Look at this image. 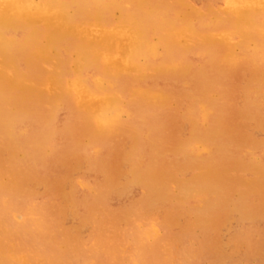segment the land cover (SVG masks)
I'll return each mask as SVG.
<instances>
[{
  "label": "rangeland",
  "instance_id": "1",
  "mask_svg": "<svg viewBox=\"0 0 264 264\" xmlns=\"http://www.w3.org/2000/svg\"><path fill=\"white\" fill-rule=\"evenodd\" d=\"M131 1L26 0L45 16L65 10L68 39L79 38L44 47L43 60L25 50L17 20L0 27L12 57L0 79L13 85L20 74L34 95L24 106L13 97L6 134L0 124V264H264V0L252 4L249 36L231 3L253 0ZM129 33L145 42L130 59L138 70L115 75L111 59L79 48L104 39L92 47L101 50L116 34L127 44ZM97 96L113 105L99 119L86 107Z\"/></svg>",
  "mask_w": 264,
  "mask_h": 264
},
{
  "label": "bare ground",
  "instance_id": "2",
  "mask_svg": "<svg viewBox=\"0 0 264 264\" xmlns=\"http://www.w3.org/2000/svg\"><path fill=\"white\" fill-rule=\"evenodd\" d=\"M13 1H15L12 5H8V7H6L5 5H3V7L0 9V10H2L1 12H0V27L1 26H3V25H6V21L7 20H12V19H15V20H17V22H16V25H18L19 27H21V28H24V29H26V30H28L29 31V34H28V36H27V42H25V44L23 45V46H25V50L26 51H28V53L30 54H35V55H38L39 57H41V59L43 60V58H44V55H47V54H45V52L43 51V48L44 47H47V51L48 50H50L52 47H55V46H60L61 44H63V42L67 39V40H69L68 39V37L71 35L72 36V32L69 30V25L70 26H72L71 25V18L67 15L68 13H65V10H61V12H59V13H55V14H49V15H47V16H45V14H43L39 9H38V11H36V12H34V11H32L30 8H29V6L27 5V3H26V0H13ZM134 0H132L131 2L134 4V2H133ZM138 1V0H137ZM175 1V0H174ZM184 1V0H183ZM188 1V0H187ZM248 1H250V0H248ZM254 2H252L251 4H249V5H247L246 7H238V6H236V4L234 3V2H236V1H233L232 3H231V5L232 6H234V7H236V9H237V12H238V16L240 15L242 18H241V20L244 22V24L247 26V27H249L250 26V24H251V22H252V20H251V16H253L254 15V12L255 11H257L255 8L257 7V5H259V3H257V1L256 0H253ZM0 2L2 3V4H11V3H7V0H0ZM86 2H87V0H79V3H80V8H82L83 6H85V4H86ZM139 2V1H138ZM137 2V3H138ZM172 2V1H171ZM170 2V3H171ZM181 2V1H180ZM240 2L242 3V1L240 0ZM255 2L257 3V5H255L256 7H254L252 4L254 3L255 4ZM143 3V6H145V4H144V1H142L140 4H142ZM147 3H149L148 2V0H147ZM146 3V4H147ZM189 3V2H188ZM240 3V4H241ZM181 4V3H180ZM239 4V3H238ZM239 4V5H240ZM57 5V4H56ZM183 5V4H182ZM194 5V4H193ZM228 5V4H227ZM231 5H229V7H231ZM58 6V5H57ZM57 6H55V4H51L50 6H49V9H51V10H53V9H55ZM130 6V5H129ZM129 6H127V7H129ZM196 6V5H195ZM208 6H211V5H209L208 4ZM125 7V6H124ZM192 7V6H191ZM190 7V8H191ZM218 7H222V6H219L218 5ZM217 7V8H218ZM228 7V9H230ZM234 7H233V9H234ZM188 8H189V6H188ZM190 8H189V10H190ZM210 9H213V7L212 8H210ZM227 7H226V12H227ZM263 9V8H262ZM195 10V9H194ZM194 10H192V12H195ZM224 10V11H225ZM152 11V10H151ZM150 11V12H151ZM154 11V10H153ZM186 11H187V9H186ZM191 11V10H190ZM209 11V10H208ZM218 11H221V10H218ZM231 11H233L232 9H231ZM263 11H264V9H263ZM129 12V11H128ZM187 12H189V11H187ZM197 12H198V10H197ZM209 12H211V11H209ZM214 12H216V11H214ZM221 12H223V11H221ZM234 12V11H233ZM199 13V15H200V11L198 12ZM197 13V14H198ZM228 13H229V10H228ZM235 13V12H234ZM234 13H232L233 15H234ZM251 13H252V15H251ZM263 13V12H262ZM148 14H149V12H148ZM203 14L205 15V13L203 12ZM203 14H201V16L203 15ZM227 14V13H226ZM260 14H261V12H260ZM260 14H258L259 16H260ZM128 15V14H127ZM150 15V14H149ZM123 16V15H122ZM240 16H239V18H240ZM255 16V15H254ZM253 16V17H254ZM264 16V15H263ZM131 17V16H130ZM218 17H221L220 15L218 16ZM225 17V16H224ZM231 17H232V15H231ZM257 17V16H256ZM261 17H262V14H261ZM217 18V17H216ZM236 18H237V16H236ZM255 18V17H254ZM98 20V18L96 17L95 18V20ZM195 19V18H194ZM222 19V18H221ZM259 19V18H258ZM9 20V21H10ZM124 20V19H123ZM131 20H132V18H131ZM238 20V19H237ZM130 20H128V22H129ZM163 21V20H162ZM161 21V22H162ZM175 21V20H174ZM131 22V21H130ZM140 22V21H139ZM194 22V21H193ZM209 22V21H208ZM236 23H237V21H235ZM239 22V21H238ZM243 22H242V24H243ZM260 22H261V20H260ZM217 23V22H216ZM131 24V23H130ZM134 24V23H133ZM139 24H141V22L139 23ZM170 24V23H169ZM239 24V23H238ZM241 24V25H242ZM257 24H259V23H257ZM260 24H262V22L260 23ZM259 24V25H260ZM264 24V23H263ZM100 25V24H99ZM123 25H125L124 23H123ZM127 25V24H126ZM125 25V26H126ZM137 25V24H136ZM142 26H143V24H141ZM160 25V24H159ZM205 25V24H204ZM210 25V24H209ZM208 25V26H209ZM252 25V24H251ZM7 26V25H6ZM80 26V25H79ZM97 26V25H96ZM122 25H118V27H121ZM127 26H129V25H127ZM126 26V27H127ZM207 26V25H206ZM253 26V25H252ZM252 26H250V27H252ZM115 28H116V26H114ZM130 27V26H129ZM133 27V26H132ZM136 27L137 26H135V30H136ZM193 27V26H192ZM242 27H243V25H242ZM246 27V28H247ZM250 27H249V31H250ZM264 27V26H263ZM8 28V27H7ZM73 28V27H72ZM100 28V27H99ZM123 28V27H122ZM131 28V27H130ZM134 28V27H133ZM237 28V27H236ZM244 29H246L245 27H243ZM253 28V27H252ZM251 28V29H252ZM255 28V27H254ZM13 29V28H12ZM15 29V28H14ZM73 29H75V28H73ZM86 28H84V32L85 31H89L88 29H89V26H88V29L87 30H85ZM126 29H129V28H126ZM182 29V28H181ZM185 30H186V28H184ZM193 29L194 28H192V29H190V30H192V32H194L193 31ZM239 28H237V30H238ZM79 30V29H78ZM77 30V31H78ZM92 30H93V28H92ZM97 30V29H96ZM96 30H94V31H96ZM130 30V29H129ZM138 30H139V25H138V29L136 30L137 32H136V34L138 35H141L140 33H138ZM141 30H142V28H141ZM180 30V29H179ZM179 30H175L174 32L176 33V31H177V33H176V35L177 34H179L180 35V37L184 34V35H186L185 33H180V31ZM187 30H189V28L187 27ZM186 30V31H187ZM227 30V29H226ZM236 30V29H235ZM253 30V31H252ZM251 31L252 32H254V29H252ZM258 30V29H257ZM73 31V30H72ZM103 31H105V30H103ZM102 30L98 33V34H100L101 32L102 33H104ZM134 30H132V33H134L133 32ZM171 31V30H170ZM182 31H184V30H182ZM185 31V32H186ZM243 31V30H242ZM250 31V32H251ZM256 31V30H255ZM81 32V31H80ZM79 32V33H80ZM142 32H143V30H142ZM171 32H173V31H171ZM179 32V33H178ZM191 32V34H193ZM237 32V31H236ZM238 32H241V28H240V31H238ZM248 33V31L246 30L245 31V33H246V36H249V35H253V33ZM258 32V31H257ZM256 32V33H257ZM90 33H91V31H90ZM163 33V32H162ZM164 33H165V31H164ZM174 33V34H175ZM214 33H216V32H214ZM221 33V32H220ZM244 33V34H245ZM84 34H86V32L85 33H83V36H85ZM92 34V33H91ZM90 34V35H91ZM155 34V33H154ZM171 34V33H170ZM170 34H169V36H170ZM182 34V35H181ZM189 34V33H188ZM190 34V35H191ZM200 34H201V32H200ZM200 34L198 35L197 33L196 34H193L194 36H196L197 35V37L198 36H200ZM211 34V33H210ZM209 34V35H210ZM224 34H226V33H224ZM258 34V36H259V34H262L261 32L260 33H257ZM38 35H41L44 39H46V45H44V46H42V45H35V46H33L32 44H31V41L33 40V38L34 37H38ZM75 35H76V33H75ZM81 35V34H80ZM89 34H88V38H89V36H90ZM92 35H95V34H92ZM129 35H130V33H129ZM203 35H206V34H203ZM208 35V37L210 38L211 36H209ZM243 35V34H242ZM263 35H264V33H263ZM5 36V35H4ZM26 36L24 37V39L26 38ZM87 36V35H86ZM86 36H85V38H86ZM103 36V35H102ZM132 35H130V38H128L129 36L127 35V37H125V39L127 40V44H123L122 43V38H121V36H119L118 34H116V35H112V40L110 41V43H108V44H106L105 45V48L103 47L101 50H104V52H103V54L100 52L101 50H96V49H92V47H96V45L97 44H103V42H104V39H101L102 41H100V40H98L97 38V36H96V39L97 40H95L94 39V41L90 38V42L89 41H86V40H84V41H82L81 42V45H80V50H86V51H91V52H93V56L96 58V57H102V56H105V58H107V59H111L112 60V62H113V64L116 66V67H114V68H111V70L113 71V73H114V71H115V75H119V74H117V72H119V71H125V70H131V69H136L137 67H138V65H137V63H135L137 66H134L135 64H132L131 63V61H130V59L131 58H133V56H135V54H136V56L137 55H139L138 53H140L141 52V50H142V47L145 45V42L144 41H142L141 40V38H133V36L131 37ZM142 36V35H141ZM145 36V35H144ZM175 36V35H174ZM187 36V35H186ZM201 36H202V34H201ZM237 36V35H236ZM77 37H79V36H77ZM81 37V36H80ZM94 38H95V36H93ZM100 37V36H99ZM104 37V36H103ZM123 37V38H124ZM153 37V36H152ZM167 37V36H166ZM189 37V36H188ZM207 37V36H206ZM224 38H225V36H223ZM253 37V36H252ZM178 37H176V39H177ZM184 38V37H183ZM200 38V37H199ZM202 38V37H201ZM203 39L202 41L204 42V41H206V43L207 44H209L210 45V43H212V40L211 39H213L212 37H211V39ZM248 38H251V37H247V39ZM260 38V37H259ZM79 38H77V39H75V40H73V39H70L69 41L71 42V41H73V43L74 42H76L77 40H78ZM173 39V38H172ZM180 39V38H179ZM177 40L179 43H180V40ZM192 39H193V37H192ZM196 40L198 39V38H195ZM217 39V38H216ZM215 39V40H216ZM234 39V38H233ZM258 39V38H257ZM8 40V39H7ZM7 40H5L4 38H3V34H2V32H0V42H4V41H7ZM82 40H83V38H82ZM92 40V41H91ZM144 40H145V38H144ZM199 40V39H198ZM201 40V39H200ZM214 40V39H213ZM218 40V39H217ZM235 40H237V39H235ZM244 41H246L245 39H243ZM250 40V39H249ZM248 40V41H249ZM98 41H99V43H98ZM146 41H148V40H146ZM157 41H158V38H157ZM194 41V40H193ZM261 41H262V38H261ZM10 42V41H9ZM13 42V41H12ZM149 42V41H148ZM189 42H191V41H189ZM214 42V41H213ZM216 42V41H215ZM218 42H219V40H218ZM250 42V41H249ZM253 42V41H252ZM255 42H256V40H255ZM15 43H16V41H15ZM221 43H225V42H221ZM229 42H227V44H228ZM257 43V42H256ZM261 43V42H260ZM259 43V44H260ZM7 44V43H6ZM16 44H18V43H16ZM20 44V43H19ZM23 44V43H22ZM148 44V43H147ZM201 44H203V43H201ZM212 44H214V43H212ZM226 44V43H225ZM226 44V45H227ZM241 44H244V43H241ZM0 45H3L2 43H0ZM186 45L189 47L190 45H189V43L186 41ZM7 46V45H6ZM22 46V47H23ZM101 46V45H100ZM118 46H120V47H118ZM158 46V45H157ZM184 46V45H183ZM183 46H182V48H183ZM229 46V45H228ZM228 46H226V47H228ZM230 46H231V44H230ZM20 47V46H19ZM147 47H149V46H147ZM256 47H258V46H256ZM261 45H260V49H261ZM120 48H121V52H122V54H121V56H120V58H118L116 61L114 60L113 61V57H112V55L114 54H111V51L112 50H114V49H116V50H120ZM148 49V48H147ZM259 49V48H258ZM7 50H8V48L6 47H1L0 48V53H1V55L3 56V58H4V61H5V63L4 64H2V65H0V66H2V67H4V66H8L9 65V61H10V59H12V57L10 58V56L8 55V54H6V52H7ZM19 50H21V49H19ZM30 50V51H29ZM119 50H118V52H119ZM209 50V49H208ZM33 51H35V52H33ZM145 51H146V49H145ZM17 52V51H16ZM33 52V53H32ZM158 52V51H157ZM204 52V51H203ZM23 53V52H22ZM21 53V54H22ZM78 53V52H77ZM143 53H144V50H143ZM147 53H148V51H147ZM81 54H82V56H81ZM118 54V53H117ZM199 54V53H198ZM201 54V53H200ZM73 55V54H72ZM80 55V58L83 60V53H80L79 54ZM78 55V56H79ZM115 55V54H114ZM147 55V54H146ZM202 55V54H201ZM226 55V54H225ZM21 56V55H20ZM52 56V55H51ZM74 56V55H73ZM204 56V55H203ZM202 56V57H203ZM260 56V55H259ZM140 57H142V56H140ZM148 57H149V55H148ZM152 57V56H151ZM79 58V59H80ZM139 58V57H138ZM145 58V57H144ZM226 58V60H228V59H230V58H228L227 59V57H225ZM44 59H46V57L44 58ZM52 59V58H51ZM76 59V58H75ZM84 59H86V57L84 56ZM143 59V58H142ZM237 59V58H236ZM9 60V61H8ZM48 60H49V58H48ZM132 60V59H131ZM231 60V62H232V60H233V58L232 59H230ZM78 61V60H77ZM80 61V60H79ZM234 61V60H233ZM236 61V60H235ZM44 62V61H43ZM85 62V61H84ZM84 62H83V64H84ZM75 63V62H74ZM228 64H229V60H228V62H227ZM236 62H234V64H235ZM58 65H59V63H57ZM89 64V63H88ZM142 64V63H141ZM180 64V63H179ZM75 65V64H74ZM174 65V64H173ZM190 65H191V63H190ZM84 66V65H83ZM140 66V65H139ZM160 66V68H158L159 70H163V69H167V67H164V68H162L161 69V65H159ZM172 66V65H171ZM184 66H186V65H184ZM75 67V66H74ZM156 67V66H155ZM158 67V66H157ZM170 67H169V64H168V69H169ZM75 69V68H74ZM78 70L80 69L79 67L77 68ZM138 69H140V68H137V70ZM157 69V68H156ZM76 70V69H75ZM74 70V72H76ZM104 70V69H103ZM104 71H108V72H110L109 71V69H107L106 68V70H104ZM133 71H135V70H133ZM107 72V73H108ZM183 72H186V71H183ZM78 73H79V71H78ZM112 73V74H113ZM128 73V72H127ZM187 73V72H186ZM221 74L222 75H225V72H221ZM79 74H77V76H78ZM82 75V74H81ZM114 75V74H113ZM114 75V76H115ZM0 77H1V75H0ZM82 79H84V78H82ZM78 80V79H77ZM110 80V79H109ZM86 81V80H85ZM75 82H76V80H75ZM75 82H72V83H74L75 84ZM79 82H81V81H79ZM107 82V81H106ZM109 82V81H108ZM27 82H26V78H24V77H22L20 74H18V76L16 77V81L14 82V84L13 85H7L5 82H3L1 79H0V124L1 125H3L2 123H1V121H4L5 122V124H6V128L2 131L3 133H5V132H7V129H8V123H9V120H10V116H11V106H20V105H22V104H25V103H27L28 101H31V98L34 96L33 94H27V86H28V84H26ZM110 83V82H109ZM82 84H83V82H82ZM81 83H80V85H82ZM107 84V83H106ZM76 85V84H75ZM113 85V84H112ZM69 86H71V85H69ZM83 86V85H82ZM82 86H80V87H82ZM85 86V85H84ZM100 85H98V87H99ZM103 86V85H102ZM105 86V85H104ZM72 87V86H71ZM70 87V88H71ZM75 87V86H74ZM74 87H72V89H74V90H76V89H78L77 87L76 88H74ZM82 88H84V87H82ZM99 88H102L101 86L99 87ZM39 90V89H38ZM88 90V89H87ZM102 90V89H101ZM134 91H136V89H133ZM132 90V91H133ZM138 90V89H137ZM78 91H79V89H78ZM82 91H85V92H88V91H90V90H88V91H86V87H85V90H83L82 89ZM140 92H141V90H139ZM41 92V91H40ZM40 92H39V94H40ZM76 92V91H75ZM79 92H81V90L79 91ZM84 92V93H85ZM137 92V91H136ZM143 92V91H142ZM142 92H141V94H142ZM36 93V92H35ZM34 93V94H35ZM66 93H67V91L65 90L62 94L64 95H66ZM78 93V92H77ZM84 93H82L83 94V96L85 97V94ZM118 93V92H117ZM116 92L114 93V94H117ZM132 94V96H133V94H135V93H133V92H131ZM137 93H139V92H137ZM159 92H157L156 94L157 95H159L158 94ZM81 94V95H82ZM107 94V93H106ZM149 94H150V92H149ZM152 94V93H151ZM150 94V95H151ZM37 95V94H36ZM105 95V94H104ZM112 95V94H111ZM143 95V94H142ZM141 95V96H142ZM145 95V97L146 96H148V95H146V94H144ZM143 95V96H144ZM155 94H153V96H154ZM212 95V94H211ZM88 96H89V92H88ZM107 96V99L108 98H110V97H108V95H105L104 97H106ZM119 96V95H118ZM138 96H140V94L138 95ZM13 97H16V102L13 104H11V106H10V102H11V99L13 98ZM100 97V96H99ZM150 97V96H149ZM156 97V95L154 96V99H157V97ZM93 97L91 96V99H92ZM95 98H97V100L94 102V105H92V106H89V104H86V107L88 108V109H90L91 111H92V115L95 117V118H97V119H99V117H103V115H104V112H105V110L106 109H108L109 107L108 106H110V104H112L111 102H108V103H110L109 105L107 104V101L109 100H107V101H105L106 99H104L103 98V96L102 97H100V98H98V96L97 97H95ZM112 98V97H111ZM114 98H115V96H114ZM113 98V99H114ZM129 98H131V97H129ZM144 98V97H143ZM90 99V98H89ZM94 99V98H93ZM92 99V100H93ZM104 100V102H100V100ZM146 99H148V101L149 100H154L152 97H151V99L150 98H146ZM163 99H164V97H163ZM99 100V101H98ZM120 100H122V98L120 99ZM98 101V102H97ZM143 101V100H142ZM147 101V102H148ZM91 102V101H90ZM113 103H114V101H112ZM150 102V101H149ZM152 102H155V101H152ZM152 102H150V103H152ZM102 103H104L103 105H102ZM117 103H119V102H117ZM202 103V102H201ZM84 104V103H83ZM116 103H114V105H115ZM22 106H24V105H22ZM111 107H113V105L112 106H110V108ZM117 107V106H116ZM3 109H5V110H3ZM86 109V108H85ZM109 111V110H108ZM27 113H28V111H27ZM30 113V112H29ZM202 113V112H201ZM208 114V113H207ZM202 118V117H201ZM96 119V121L98 122V120ZM106 119V118H105ZM206 119V118H205ZM100 122H103V121H99V123ZM110 121H108V122H106V120H105V122H103L102 123V125H104V123H109ZM116 122H118V121H115V123ZM113 123V122H112ZM111 122H110V124L109 125H111L112 124ZM102 125H100V126H102ZM106 125V124H105ZM108 126V125H107ZM110 127V126H109ZM103 128H105V127H103L102 126V129ZM27 129V128H26ZM100 129H101V127H100ZM101 129V130H102ZM28 130V129H27ZM98 130V132H99V129H97ZM110 130V129H109ZM101 132H99L98 134H95V135H99ZM6 134V133H5ZM13 135L12 133H11V131L10 132H8V135ZM10 135H9V137H10ZM45 136H46V140L47 139H49V134H45ZM31 141H33V143H31V144H29L32 148H34V149H36V147H35V144H37V142H35V140H31ZM42 142H44V140L42 141ZM49 143V142H48ZM193 149V148H192ZM196 154H198V153H196ZM122 172V171H121ZM208 175V174H207ZM203 176H205V178H206V175H203ZM256 179V178H255ZM0 190H1V188H0ZM205 201V200H204ZM71 205V204H70ZM69 212V211H68ZM60 214H62V213H60ZM147 215V214H146ZM199 216V215H198ZM148 217H150V215H148ZM67 218V217H66ZM147 218V217H146ZM196 218V217H195ZM17 219V218H16ZM174 220V219H173ZM175 220H176V218H175ZM200 220V219H199ZM203 221H204V219H203ZM196 225V224H195ZM48 241H50V240H48ZM1 242H0V246H1ZM117 246V245H116ZM113 248V247H112ZM3 252H1V255H3L4 254V252H5V250H2ZM221 253H222V251H221ZM220 253V254H221ZM6 256V255H5ZM7 257V256H6ZM7 259L8 260H2V261H7L8 263L10 262L11 264H14V261H15V264H18L20 261H16L15 259H10L9 257H7Z\"/></svg>",
  "mask_w": 264,
  "mask_h": 264
}]
</instances>
